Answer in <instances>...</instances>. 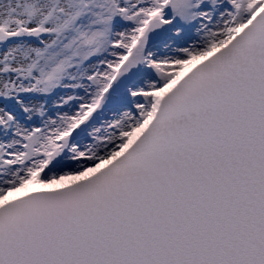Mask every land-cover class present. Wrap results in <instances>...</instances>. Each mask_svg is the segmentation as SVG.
Segmentation results:
<instances>
[{
  "label": "snow or ice",
  "instance_id": "6c2138e0",
  "mask_svg": "<svg viewBox=\"0 0 264 264\" xmlns=\"http://www.w3.org/2000/svg\"><path fill=\"white\" fill-rule=\"evenodd\" d=\"M0 264H264V0H0Z\"/></svg>",
  "mask_w": 264,
  "mask_h": 264
}]
</instances>
